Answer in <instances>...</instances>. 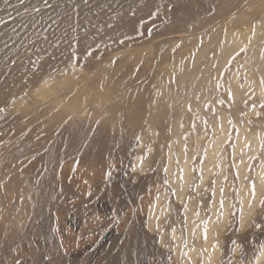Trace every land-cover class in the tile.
<instances>
[{"label":"rangeland","instance_id":"1","mask_svg":"<svg viewBox=\"0 0 264 264\" xmlns=\"http://www.w3.org/2000/svg\"><path fill=\"white\" fill-rule=\"evenodd\" d=\"M177 2L188 7L191 22L171 23L167 18L173 5L167 0H0V264H202L209 254L205 248L196 247L191 256L190 244L180 234L177 254L173 239H168L169 248L161 245L148 226L152 208L143 200L153 201L160 191L175 199L167 181L154 187L153 172L163 163L169 180L185 184L177 155L167 172L166 144L171 140V147L177 141L169 137L170 126L152 132L146 123L133 125L146 102L138 92L123 94L115 111L95 118L90 108L101 107L104 79L115 63L127 73L123 87L154 81L153 92L176 57L191 58L203 47L207 50L200 65L207 66L206 80L215 93L203 104L207 114L189 102L180 125L190 145L187 155H194L192 194L201 195L196 189L200 165L226 117L227 138L217 144L218 170L213 174L223 176L229 187L225 226L230 236L226 244L217 245L218 257L209 263L256 264L255 243L240 236L251 232L254 239V231L260 230L264 245V205L257 208L262 225L241 230L240 188L226 177L227 165L222 168L225 148L241 140L238 156L243 159L238 164L245 177L254 173L264 186V62L260 72L251 69L255 53L264 59V0ZM149 3L146 18L142 9ZM196 21L202 23L198 29ZM124 27L131 31L108 36ZM228 30L238 34L235 49L229 48ZM162 55L166 61L158 67ZM233 85L240 91L237 118ZM68 99L79 107L60 122L55 112L65 108ZM107 119L110 125L99 126ZM231 165L238 178L234 161ZM129 171H136L137 178L129 179ZM251 183L250 190H255ZM165 204L155 223L164 208L169 209L168 200Z\"/></svg>","mask_w":264,"mask_h":264},{"label":"bare ground","instance_id":"2","mask_svg":"<svg viewBox=\"0 0 264 264\" xmlns=\"http://www.w3.org/2000/svg\"><path fill=\"white\" fill-rule=\"evenodd\" d=\"M167 2L173 5L172 13L170 14V17L167 18L171 23L185 22L186 24L187 21L191 22L193 20V16L191 17L190 13H188L190 11L188 10V7L185 6V3H178L177 0H167ZM151 4L152 3H149L142 9V11L147 13L145 14L146 18L150 16V11L152 8ZM246 17L247 15L243 17L244 21L246 20ZM194 25H197L195 28L198 29L199 27L202 26V23L199 24L196 21ZM259 27L260 26L258 25L255 29L256 35H257V31ZM181 28L183 30L185 26L184 27L182 26ZM123 31L129 32L131 31V27H124L122 28V31H119V29L114 30V32H111L108 36L110 38H116V36L121 34ZM225 32H226L225 33L226 39L228 41V44L230 45L229 48H233V49L237 48L239 46V43L237 42V38H236L238 34L236 32L233 33L230 30L225 31ZM225 46H227V44ZM206 50H207V47L205 48L203 47L202 49L196 50V52L192 55L191 58H185L181 56L176 57L172 63L171 68L167 71L163 70V73L166 75L161 77V80L158 82L157 85L155 84L156 89H154L153 92L150 91V89L152 88L151 84L154 83V81H151L150 83H148L149 85H146L144 87H142L141 85L139 88H136L134 86L132 87L124 86L123 87V84L126 83L127 73L125 72L123 73L122 71L123 66L121 63L119 62L115 63L111 69L112 70L111 73L104 79L106 85L104 87V92L102 93L103 99L101 100V107L98 109L90 108L91 114H93L94 115L93 117L95 118L96 116L101 115L105 111H110V110L115 111V109L118 108V107L116 108V105L119 103L118 99L124 97L122 96L123 94L130 92L131 95H136V92H138V94L140 95L143 94V101L146 100V102H144L142 105L143 107L142 113L138 115L139 111L137 112L138 120L134 122L133 125H137L138 121H140L142 125L146 123V125L147 124L149 125L148 126L149 130L152 132L153 131L155 132L159 128L164 129L170 126V136L169 135L168 136L173 137L172 138L173 141L174 139L177 141H175L176 143H173L171 147H170L171 140L168 141V143L166 144V147L168 148V152H169L168 159H169V164H170V166L167 168L168 169L167 172L168 173L171 172L172 170L171 165L175 160L174 157L177 155L178 161L183 165V168H184L185 184L183 185V187H181V185L179 184V180H176L174 182L173 180L172 181L169 180L171 174L169 173L170 175L168 177L163 172V168H164L163 163L158 167L156 173L153 172L154 174L151 177L156 180L153 182L154 187H157V183L159 182L166 184V181H167V184L170 187H172L174 190L175 199L173 198L171 199L169 195L166 196L168 192L164 193L160 191L159 194L156 195L155 198H153L154 199L153 201H150V199L143 200V204L149 205L152 208L151 212L149 213L148 226L152 234L155 235L154 239H157L161 245H164L169 248L170 244L168 242V239H173L174 241H173L172 248L174 251H176L177 254L179 253V248L182 244L181 236L179 237L180 234L184 235L187 238V240L186 238L185 240L188 241V244H190V250H189L190 255H191V252H193L195 248L198 246H201L203 249L205 248L206 249L205 252H209V254L206 253L205 255L206 257L202 261V264H210L209 262L215 261L219 253V246L217 245L223 246V244L227 241L228 236H230L229 228L225 226L227 217L229 215V199H228L229 196L226 197L227 193L229 192V187L227 185V180H225L223 176L222 178H217L213 174V170L216 168V164H217L216 155L218 152L216 150V147H217V144L221 142V140L227 138L226 131L228 128V124H227L228 120L226 117H223V124H221L222 132L221 134L215 137V142L213 141V144H210V146L207 149V153L205 155L206 157L203 163L200 165L202 178H201V181L198 182L196 189L198 192H201V195L197 197L192 194V186H191L192 177L195 179V176H192L193 175L192 159L194 155L192 153H189L187 155L186 149H188L190 145L185 142L186 137L185 135H183L182 131L180 130V125L182 124L187 114L186 112L187 104L189 102H192L194 105L199 107L202 113L207 114L205 112V108L203 104H205L204 102L207 99L208 100L212 99L211 97L215 93L214 88H212L213 86L211 84L212 82H210V80L209 82L206 80V75L208 73L207 66L203 68L200 65V63L202 62L201 61L202 57L205 54ZM251 58L253 62V67H251V69L253 68L252 71L254 70L256 73L260 72L261 63L264 62V59L260 58L257 53H255ZM165 61L166 59L162 55L160 60L157 62L158 67L164 66ZM115 72H117V74ZM68 87H71V85H68ZM134 89H137L138 91L137 90L132 91ZM232 91H233V96H234V107H233L234 110L232 111H233L234 118H237V106L239 102L240 91L236 85H233ZM97 93H100V92H97ZM102 94L100 93L99 95L102 96ZM215 99H214V102L218 104V101ZM72 101L73 99H68L67 101L68 104H66V107L61 109L58 112H55L57 113L56 114L57 117L55 116V113H53V117H56V119H59V121L61 122L64 118L66 120V117L68 115L77 111L79 107V103L78 102L75 103L74 101L73 102ZM89 107H91V105ZM135 107L136 109L138 108L137 106ZM209 120H210V117H209ZM209 120L208 122H210ZM108 121L110 120L108 119L102 120L101 122H99V126L104 128L110 125L111 122H108ZM160 135L163 139L166 138L164 133L163 135L162 134ZM203 136L204 134L198 136L197 138L198 145L201 144ZM240 145H241V140H239L238 143L232 149H230L229 146L225 148L224 158L226 162L223 165L222 169H224L225 166L227 165V169L225 172L226 177L230 175V180L233 182V184L238 183L239 185L240 200L242 201V213H241V218H240L241 219L240 225L242 228L241 230H244L246 232L247 229L255 230L257 225H260V226L262 225L263 221L261 218V214L257 210V208L259 205H261L260 207L263 208V205H264V188H263L264 186L263 184L258 183V181L255 178L254 173H251L245 177V172L243 168H241L242 166L240 167V164H238V162H240L241 159H243L240 156H238L241 152ZM90 147H93V146H90ZM233 153L235 156H238L237 159H232ZM233 161H234V164H236L235 166L237 167L236 173L239 176L238 178H235L233 176L234 168L231 165ZM143 170L144 169H142L141 171ZM216 170L218 169L216 168ZM136 174H137L136 171H129L127 176H129V179H133V178H137ZM256 176L257 178L260 177L259 174H257ZM251 182H254L255 190H253V188L250 190V184H252ZM204 186H207V189H206L207 192L202 193V188ZM246 187L247 189H249V192L246 190ZM167 200L170 203V207L168 206L169 209L164 208L161 219L157 220L158 223H155V220L158 218L157 212L159 211V209L163 208ZM199 202H200V207H198ZM197 214L198 215L200 214L198 218H197ZM198 224H203V226L201 228L199 227L200 229L198 228L196 232V230L194 229ZM238 225H239V222H238ZM259 233H260V230H259ZM259 233H256L254 231V234H256L254 239H252L253 237H251L250 235L251 232L244 233V236H240V235L238 236L242 237L248 242L250 240L251 242L255 243V246L257 247L256 252H255L257 256L256 264H264V245H262L260 241L261 234Z\"/></svg>","mask_w":264,"mask_h":264}]
</instances>
